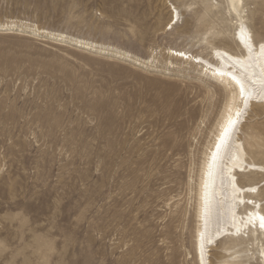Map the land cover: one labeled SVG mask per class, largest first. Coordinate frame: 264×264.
Instances as JSON below:
<instances>
[{
  "label": "rangeland",
  "instance_id": "obj_1",
  "mask_svg": "<svg viewBox=\"0 0 264 264\" xmlns=\"http://www.w3.org/2000/svg\"><path fill=\"white\" fill-rule=\"evenodd\" d=\"M243 3L264 38V0ZM236 27L227 0H0V264H198L201 172L229 102L173 50L213 61L238 51ZM241 137L264 161V106ZM246 245L220 242L212 264L259 259Z\"/></svg>",
  "mask_w": 264,
  "mask_h": 264
},
{
  "label": "snow or ice",
  "instance_id": "obj_2",
  "mask_svg": "<svg viewBox=\"0 0 264 264\" xmlns=\"http://www.w3.org/2000/svg\"><path fill=\"white\" fill-rule=\"evenodd\" d=\"M198 7H208L200 5ZM222 8L223 5H215ZM231 12L238 19L239 37L245 45L246 58L231 57L227 53H215L217 62L228 61L222 67L212 68L208 81L216 86L220 99L230 103L228 118L216 137L214 149L211 150L206 170L202 173L201 203L203 231L200 232L201 264H204L207 249L219 238H227L228 226L235 228V235H243L249 240L255 239L260 249L259 259L251 252L245 251L248 260H239V264H264V161H250L244 152V145L238 143L240 128L248 115L249 104L253 100L264 101V43L259 44V53L252 45V34L246 22L239 20L243 15V0H232ZM174 23L183 22L185 9L174 6ZM168 27L173 28V24ZM211 39V37H209ZM207 46V44H205ZM211 52V49H209ZM184 56L183 52L179 53ZM191 59V57H189ZM206 72L209 65L197 60ZM232 106L236 110L232 113ZM258 172L260 180L246 186L241 180L245 175ZM243 215H238V212ZM247 248L251 244H247Z\"/></svg>",
  "mask_w": 264,
  "mask_h": 264
},
{
  "label": "bare ground",
  "instance_id": "obj_3",
  "mask_svg": "<svg viewBox=\"0 0 264 264\" xmlns=\"http://www.w3.org/2000/svg\"><path fill=\"white\" fill-rule=\"evenodd\" d=\"M227 2H228V5L230 6L231 3H232V0H227ZM237 2H239V0H237ZM241 11L243 12V15L239 17V20H244L246 22L248 31L252 34V37H253L252 45H253V47L255 49V53L254 54H258L259 53V44L260 43H264V38L257 39V37L255 36L251 26L249 25V23L247 21L246 14H245V9L243 8V9H241ZM232 12L235 14L234 11H232ZM174 19H175V16H174V10H173L172 11V18H171L170 22H172ZM172 23H173V25L175 24L174 22H172ZM238 33H239V27H238V19H237V27H236V31H235L234 37L232 39V42L237 46L238 51L234 52V51H232V50H230V49H228L226 47L215 46L213 48V51H212V59H213V61L209 60L208 58H205L204 56H201V55H192V54L189 55L188 52L183 51V50H173V51H174V53H175V55L177 57L180 56L179 55L180 52H183L184 56H180V57H186V58L191 57L192 60L194 62H196V63H197L198 59L204 61L206 65H209L207 73L210 76L212 68H217L218 66L222 67L223 65L228 63V61H226V60H219L217 62V58H216L215 53H227L231 57L246 58V56H247L246 47H245L244 44L241 43ZM229 106H230V103H228V108H229ZM263 106H264V101H261V100H253V101L250 102L248 115L244 118V123L241 125L240 133H242L247 127V122H248V118L250 116V111H254L256 108L263 107ZM228 108L226 109V112L223 115V118H222V120L220 122V126H219V128L217 130V133L215 135V138H214L213 142L208 147V152H207V155H206V159H205V161L203 163L202 172H201V181H200L199 194H198L199 195V209H198L199 229H198V235H197V239H196V257H197V263L198 264H201L200 237H199V234H200L201 231H203V219H202V211H201V208H202V203H201L202 173L206 170L207 161L209 159L211 150L214 149L215 142H216V137L219 135L221 127L226 123V120H227L228 115H229ZM235 110H236L235 106H232V113L233 114H234ZM238 143H241V144L244 145V143L242 142L241 135H240V139L238 140ZM244 152L247 154V150H246L245 145H244ZM251 174L259 175L258 172H252ZM251 185H253V184H250V185L246 184V186H251ZM238 215H243V212L242 211L238 212ZM226 232L230 234V235L227 236V238H224V237L219 238L212 246H210L207 249V254L205 256L204 264H212V259H211L212 251L214 249H216V247L219 245L220 242H222V241H224L226 239L227 240H236V241L239 240V241H242V242H244L246 244H251V245H253V247H254V245H257L255 239L249 240V238L246 237V236H243V235L237 236V235H235V228L232 227V226H228V228L226 229ZM248 250L251 251V248L250 249L248 248ZM259 253H260V249H259ZM251 254H252L253 257H255L253 252ZM258 256H259V254H258Z\"/></svg>",
  "mask_w": 264,
  "mask_h": 264
}]
</instances>
